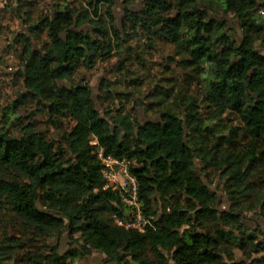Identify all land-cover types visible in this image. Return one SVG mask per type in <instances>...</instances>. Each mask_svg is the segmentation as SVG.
I'll use <instances>...</instances> for the list:
<instances>
[{
	"label": "trees",
	"instance_id": "obj_1",
	"mask_svg": "<svg viewBox=\"0 0 264 264\" xmlns=\"http://www.w3.org/2000/svg\"><path fill=\"white\" fill-rule=\"evenodd\" d=\"M71 2L36 16L23 9L35 0L12 7L21 90L0 119V229L14 230L0 238V264H71L93 252L113 264H264V232L244 221L264 217V0ZM158 43L174 54L161 57L147 105L133 99L137 79L124 93L103 79L94 97L79 73L117 56L126 80L133 61L151 69ZM29 104L59 140L23 124L15 111ZM100 153L130 162L143 231L115 222L132 208L103 188Z\"/></svg>",
	"mask_w": 264,
	"mask_h": 264
},
{
	"label": "rangeland",
	"instance_id": "obj_2",
	"mask_svg": "<svg viewBox=\"0 0 264 264\" xmlns=\"http://www.w3.org/2000/svg\"><path fill=\"white\" fill-rule=\"evenodd\" d=\"M37 3L28 8L32 11V15L36 16L39 13L48 12L51 9V5L54 1L57 0H35ZM60 1H74L75 4L84 3V0H60ZM8 3V7L6 6ZM72 3V2H71ZM16 5L15 0H0V119L2 118L3 112L6 110L8 104L13 103L17 100V95L21 90V81L17 79L16 71L19 69V60H18V51L14 50L12 45V39L16 33L22 30L21 19L15 16L12 12V7ZM4 11V12H3ZM115 16L118 21H120L123 13V7L119 1L116 2L114 7ZM261 12V11H260ZM229 21V30L234 28V31H231L235 37H238L240 34V26L235 22V19L232 16L227 17ZM141 40H133L130 42L131 45H139ZM159 44V43H158ZM261 47V46H259ZM142 49V48H140ZM264 49V47H263ZM174 54L173 47L169 44H159L158 48L150 50L149 54L146 56V62L151 66V69L138 67L137 64L133 61V66H130L129 74L126 76V80H123L120 74L116 71L117 66V56L111 57L107 62H100L92 69H83L80 70V74H84L87 79H89V84L92 88V91L95 97L98 95L99 85L103 79L111 81L112 92H127L134 89L133 87L128 86L127 81L130 79H137L136 82L140 83L138 88H135L136 91L133 99L135 101L140 98L144 105H147L148 102L153 101L150 96L151 88L149 87L152 80L158 79L161 76L162 63L165 57L168 55ZM163 57V59L161 58ZM148 67V66H147ZM150 79V80H149ZM140 81V82H139ZM141 81L143 83L141 84ZM153 81V82H154ZM111 101V100H110ZM118 99H114L107 105L115 106L118 103ZM137 103L129 102L126 104V108H134ZM34 104H29L23 107L18 108L15 111V114L20 115L23 119V124L31 122L35 127L46 134L50 139L59 140L61 131L51 126L48 122L47 117L43 114L36 112ZM139 106H137L138 108ZM143 108V107H142ZM8 111V110H6ZM35 111V114L32 112ZM154 113L150 112V117H156ZM139 116L141 121L145 120V111L139 108ZM16 129V128H12ZM217 193L219 198L223 197V191L218 186H212ZM222 207H227L226 202ZM245 224L253 228L260 227L264 232V217L255 213H247L244 218ZM13 233L14 230L11 227H3L0 229V238L6 233ZM71 239L68 234L65 232L60 241L59 246L62 252H65L66 249L71 244ZM71 264H113L106 261L105 257L102 254L93 252L90 255L85 256L83 259L76 260Z\"/></svg>",
	"mask_w": 264,
	"mask_h": 264
},
{
	"label": "built area",
	"instance_id": "obj_3",
	"mask_svg": "<svg viewBox=\"0 0 264 264\" xmlns=\"http://www.w3.org/2000/svg\"><path fill=\"white\" fill-rule=\"evenodd\" d=\"M99 158L102 162L101 175L104 180V189L119 191L122 201L132 208L131 219L122 221L118 217H114L118 225L126 228H137L143 231L147 224L144 218L141 206L138 201V185L135 176L130 170V162L126 159H118L114 157H104L101 153Z\"/></svg>",
	"mask_w": 264,
	"mask_h": 264
},
{
	"label": "water",
	"instance_id": "obj_4",
	"mask_svg": "<svg viewBox=\"0 0 264 264\" xmlns=\"http://www.w3.org/2000/svg\"><path fill=\"white\" fill-rule=\"evenodd\" d=\"M95 97V96H94Z\"/></svg>",
	"mask_w": 264,
	"mask_h": 264
}]
</instances>
